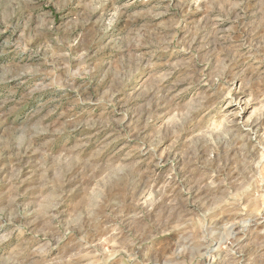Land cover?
<instances>
[{
	"label": "rangeland",
	"instance_id": "obj_1",
	"mask_svg": "<svg viewBox=\"0 0 264 264\" xmlns=\"http://www.w3.org/2000/svg\"><path fill=\"white\" fill-rule=\"evenodd\" d=\"M0 264H264V0H0Z\"/></svg>",
	"mask_w": 264,
	"mask_h": 264
}]
</instances>
